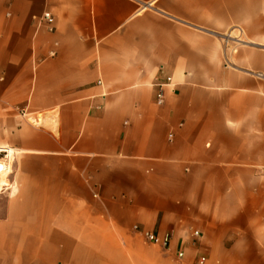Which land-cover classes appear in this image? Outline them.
<instances>
[{
	"label": "crops",
	"instance_id": "1",
	"mask_svg": "<svg viewBox=\"0 0 264 264\" xmlns=\"http://www.w3.org/2000/svg\"><path fill=\"white\" fill-rule=\"evenodd\" d=\"M256 73L264 0H0V264H264Z\"/></svg>",
	"mask_w": 264,
	"mask_h": 264
},
{
	"label": "built area",
	"instance_id": "2",
	"mask_svg": "<svg viewBox=\"0 0 264 264\" xmlns=\"http://www.w3.org/2000/svg\"><path fill=\"white\" fill-rule=\"evenodd\" d=\"M42 20L46 23L48 30L53 31L54 28V22L55 17L51 11L44 12L42 16ZM236 32L235 34L233 32ZM244 31L240 27H236L230 32L224 34L222 36L223 46H224V53H225V65L231 66L233 65V62L230 59V55L237 52L238 47L241 44L245 43L244 40ZM256 77L264 80V75L261 73H256ZM172 84V77L168 76L166 78V82L164 83H158L156 85L157 90L155 94V102L158 105H162L165 102V86H169ZM14 164H15V153L10 150L9 148H1L0 147V177L5 175L6 177L13 173L14 170ZM136 229H139L136 227ZM143 235L145 239L153 244L161 245L165 248H168L169 246V236H165L160 238L157 234H155L152 231L146 230L143 231ZM194 236L196 238H199L201 236L199 231L194 232ZM184 252H180L178 254L179 258H183ZM206 262V258L202 257L199 260V264H204Z\"/></svg>",
	"mask_w": 264,
	"mask_h": 264
},
{
	"label": "bare ground",
	"instance_id": "3",
	"mask_svg": "<svg viewBox=\"0 0 264 264\" xmlns=\"http://www.w3.org/2000/svg\"><path fill=\"white\" fill-rule=\"evenodd\" d=\"M3 176H5V175H3Z\"/></svg>",
	"mask_w": 264,
	"mask_h": 264
}]
</instances>
